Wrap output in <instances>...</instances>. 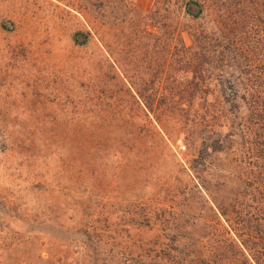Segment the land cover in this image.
Masks as SVG:
<instances>
[{
    "label": "rangeland",
    "instance_id": "1",
    "mask_svg": "<svg viewBox=\"0 0 264 264\" xmlns=\"http://www.w3.org/2000/svg\"><path fill=\"white\" fill-rule=\"evenodd\" d=\"M263 207L264 0H0V264H264Z\"/></svg>",
    "mask_w": 264,
    "mask_h": 264
},
{
    "label": "trees",
    "instance_id": "2",
    "mask_svg": "<svg viewBox=\"0 0 264 264\" xmlns=\"http://www.w3.org/2000/svg\"><path fill=\"white\" fill-rule=\"evenodd\" d=\"M189 3H191V2H188V10L191 12V13H193L194 15H197L200 11L198 10V12L196 13L195 11H194V9L191 7V5H189ZM263 211H264V207H263ZM262 211V212H263ZM263 216L262 217H264V214H262ZM261 220H262V218L260 217V220L259 221H257V224H255V225H253V228H254V230L255 231H258V234L259 233H261L262 232V223L263 222H261ZM258 226V227H257ZM262 238H263V236H261ZM259 239H260V236H259ZM257 259V258H256Z\"/></svg>",
    "mask_w": 264,
    "mask_h": 264
}]
</instances>
